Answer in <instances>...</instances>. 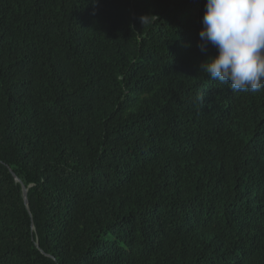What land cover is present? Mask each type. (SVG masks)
<instances>
[{"label": "trees", "instance_id": "trees-1", "mask_svg": "<svg viewBox=\"0 0 264 264\" xmlns=\"http://www.w3.org/2000/svg\"><path fill=\"white\" fill-rule=\"evenodd\" d=\"M205 2L0 0V264H264V91L200 71Z\"/></svg>", "mask_w": 264, "mask_h": 264}, {"label": "clouds", "instance_id": "clouds-1", "mask_svg": "<svg viewBox=\"0 0 264 264\" xmlns=\"http://www.w3.org/2000/svg\"><path fill=\"white\" fill-rule=\"evenodd\" d=\"M201 23L197 46L215 54L200 71L232 92L264 91V0H206Z\"/></svg>", "mask_w": 264, "mask_h": 264}, {"label": "water", "instance_id": "water-1", "mask_svg": "<svg viewBox=\"0 0 264 264\" xmlns=\"http://www.w3.org/2000/svg\"><path fill=\"white\" fill-rule=\"evenodd\" d=\"M15 179H16V181H18V179L16 178V176H15ZM22 189H23V198H24V202H25V204H27V198H26V190L22 187Z\"/></svg>", "mask_w": 264, "mask_h": 264}]
</instances>
